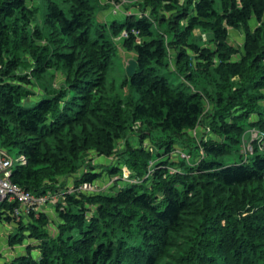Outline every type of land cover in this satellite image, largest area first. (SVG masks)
<instances>
[{
    "label": "trees",
    "instance_id": "trees-1",
    "mask_svg": "<svg viewBox=\"0 0 264 264\" xmlns=\"http://www.w3.org/2000/svg\"><path fill=\"white\" fill-rule=\"evenodd\" d=\"M30 1L0 0V149L25 157L13 182L60 199L55 215L46 206L29 222L13 217L18 202L0 203V222L18 232L12 244L29 231L39 250L8 264H264V136H248L254 150L224 160L245 132H264V111L249 117L264 99V0H146L151 17L113 20L101 16L107 0H46L43 26ZM124 29L138 65L118 87L109 68ZM58 72L60 86L35 91ZM125 86L136 92L122 95ZM206 98L214 135L195 165L171 173L169 164L187 162L175 141L191 156L185 134L204 119ZM135 120L146 127L124 153L136 181L111 193L69 191V177L75 187L95 182L99 171L92 163L81 172L84 162L113 153ZM146 137L169 157L152 165Z\"/></svg>",
    "mask_w": 264,
    "mask_h": 264
},
{
    "label": "rangeland",
    "instance_id": "rangeland-1",
    "mask_svg": "<svg viewBox=\"0 0 264 264\" xmlns=\"http://www.w3.org/2000/svg\"><path fill=\"white\" fill-rule=\"evenodd\" d=\"M33 1V2H32ZM61 5H65L62 0H59ZM106 1V0H104ZM107 3H101L102 6V12H101V16L102 18H104L103 16L106 15V19L107 20H113L114 18H124L125 16H129L132 15L134 13L136 14H140V16L144 15V16H150L151 17V9L147 8V9H142V7H146L147 6V1L146 0H107ZM32 3V7L36 9V13L35 15L32 17V21L33 24L35 25H39L42 24L41 21V16L44 14V12L47 10V1L46 0H31L30 1ZM166 12H170L169 10H166ZM165 13V12H164ZM257 21L254 22L253 21V27H255L257 25ZM29 31L30 33H32L33 31L32 29V25L29 26ZM194 32L198 35H201L204 39H208L209 35L208 33L204 32L203 30H201V28H195ZM234 33L236 32L237 35H239V37H243L244 33L241 31H233ZM137 33V32H136ZM129 37V32L127 29H124L123 31H121L120 34L116 35V37L114 38L117 44V51L113 57L111 66H110V70H109V77H110V81H114V83L120 87L122 85V82L124 80V78L126 77V70H127V65L129 64V61L131 58H135V54L133 49L131 50H127L124 48L123 44L121 41H123L124 38H128ZM142 38L140 36H137L136 42H141ZM234 42H238L239 41H234ZM194 58V57H193ZM195 60V59H194ZM193 61V60H192ZM173 65V69L176 68V63L173 60L172 64ZM30 67L28 68L29 70H32L34 66L29 65ZM52 70V69H51ZM24 69L20 68L18 70V73H23ZM52 72V71H51ZM57 76L53 77L52 73H47L42 80L45 82H41V84L39 83H35V91L38 94H41L43 92V86H47L49 87V89H52V86L58 87L60 86L59 81L63 78V75L61 74V72H58L56 74ZM183 75V74H182ZM9 76H6L5 78H8ZM62 77V78H61ZM233 79V78H232ZM186 81V77L183 78V80H181V82ZM188 84V82H187ZM190 84V82H189ZM188 84V85H189ZM132 88H130V86H125L122 89V95L127 94V93H131L133 91L136 92V90H132ZM205 91V90H202ZM212 103L213 101H211L209 98H206V108H205V116L204 119H201V121L197 124L196 127L191 128L189 130H187V134H185V138L188 139L189 141V146L187 145L188 143H185L187 145V147L184 146V148H186V150L188 152L191 153V156L189 155V153H186L185 150L183 148H181V142L180 140L175 141V151L177 150V148H179L178 150L184 151L186 153V155L188 157L187 158V162L185 163V167H181L180 164L182 162H178V165L176 166L175 164H169V169L171 173H175L178 170H184L185 168L188 169V166H193L195 165L197 162L194 161L195 158H200L203 155V150H202V143L203 140H208L210 138L211 135H214V131L212 129L211 123L209 122L210 119H213L214 116H208L207 113L209 111H212ZM259 109H262L264 111V99H262L261 101H259V103L256 105L255 109H253V113L254 114H250V119L256 118L257 117V111H259ZM206 115L208 117H206ZM209 120V121H207ZM130 126L128 127L127 131L124 132L122 139L118 142V144L116 145L114 152L111 153L110 155H106V154H96L93 151V155L94 159L93 162L92 161H85L81 172L89 169V167L91 168V164L93 163L96 167V169L99 171L100 175L98 176V178L95 180L96 183H99L98 185V189L96 192H103V193H111L113 192L116 188L118 187H123L125 184L130 183V181L127 179L129 178H133V173L134 170L132 168V166L130 165V156H126L124 153V149L126 146V142H131L133 145L137 146L139 145V141H140V133L142 132V130L146 127L144 125V123L142 121L139 120H135L132 123L129 124ZM249 130L247 132H245L243 134V142L241 143V150H238V148L236 149L237 145L235 146V148L233 149L232 153H230L229 155L224 156V160L225 161H234L237 160L239 155L241 154V151L244 152V149L246 151V140H250L248 138V136H252L251 131L249 132ZM163 135V134H161ZM164 137V136H162ZM168 136H166L167 138ZM236 137V136H235ZM143 144L145 145V148L153 155L152 158V165H155L157 162L161 161L163 158L165 159L166 157L168 158L169 156H166V153L163 152L164 149L160 148V147H156L153 143L150 137H146L145 139H143ZM191 144V145H190ZM181 146V147H180ZM8 153L9 155L15 160V162H20L21 161V154H20V149L18 147L15 146H11L8 149ZM174 154V155H173ZM172 155L175 156L174 158H176V160L180 161L179 159H177V155L175 153H173ZM166 156V157H165ZM190 157V158H189ZM158 159V160H157ZM189 161V162H188ZM177 162V161H176ZM118 166V170L114 171L113 168ZM154 170V167H152V171ZM73 186V185H72ZM55 195V194H53ZM62 198H64V195L62 196ZM60 199V197L58 196L56 198V201ZM2 203V202H0ZM56 203L53 204H49L47 205V207L49 209H53L55 207ZM254 209H257L254 208ZM36 216L38 217V214H36ZM25 221L29 222L30 218L29 216L24 217ZM6 228L4 226V224L0 225V243L4 242V234H5ZM13 233H18L16 231V229L12 230ZM24 234L21 233V242H16L18 246L12 247V250L17 253H25L28 251V249L33 250L32 252L34 254H39V250L36 248L37 243L35 242V240L30 238L29 235V231H25L23 232ZM3 234V236H2ZM20 235V234H19ZM8 238V242H10L9 244H12L11 239H10V234H8L7 236ZM19 239V238H17ZM16 241V239H15ZM19 243V244H18ZM36 243V245H35ZM21 245V248H19V246ZM13 246V244H12ZM21 250V252H20ZM13 252V253H14Z\"/></svg>",
    "mask_w": 264,
    "mask_h": 264
},
{
    "label": "built area",
    "instance_id": "built-area-1",
    "mask_svg": "<svg viewBox=\"0 0 264 264\" xmlns=\"http://www.w3.org/2000/svg\"><path fill=\"white\" fill-rule=\"evenodd\" d=\"M252 139L257 138L260 141L263 139L264 132L259 129L251 130ZM252 139L246 140V151L252 152L254 146ZM182 156L188 157L185 152L177 150ZM24 156L21 160L24 161ZM15 160L9 156L6 151L0 149V202L9 200L10 202H18V205L13 211V217L20 219L29 216L30 213H37L43 207L56 202V195L51 193L36 195L31 191L23 188L21 185L12 181L13 165ZM130 182L136 181L132 178H127ZM99 183L84 181L78 186H72L69 191L75 190L78 192H96Z\"/></svg>",
    "mask_w": 264,
    "mask_h": 264
},
{
    "label": "crops",
    "instance_id": "crops-1",
    "mask_svg": "<svg viewBox=\"0 0 264 264\" xmlns=\"http://www.w3.org/2000/svg\"><path fill=\"white\" fill-rule=\"evenodd\" d=\"M103 17L105 19L107 18L106 15H104ZM232 38L239 40L242 37H239V35H237L236 32L235 33L232 32ZM67 182H68L69 186H72L74 184V180L71 177L68 178ZM46 209L49 211V214L51 216L55 215V209L54 208L51 210L47 207ZM2 224H4L6 231H5L4 236L2 234V236L4 237V242L0 243V264H8V262H10L14 258H16L21 253L16 252V254H15V252L12 250V247H15L18 245H17V243H15L12 246V244H9L10 242H8V238H7L8 234H13L12 230L16 229V227L14 226V223L13 222L9 223L7 221L2 220L0 222V225H2ZM19 248H21V245L19 246ZM20 252H21V250H20Z\"/></svg>",
    "mask_w": 264,
    "mask_h": 264
},
{
    "label": "water",
    "instance_id": "water-1",
    "mask_svg": "<svg viewBox=\"0 0 264 264\" xmlns=\"http://www.w3.org/2000/svg\"><path fill=\"white\" fill-rule=\"evenodd\" d=\"M137 65H138L137 59L131 58L129 64L127 65V74L129 76H132L136 72Z\"/></svg>",
    "mask_w": 264,
    "mask_h": 264
}]
</instances>
